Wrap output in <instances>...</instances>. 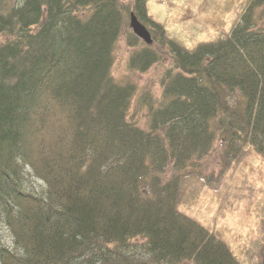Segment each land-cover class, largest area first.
I'll list each match as a JSON object with an SVG mask.
<instances>
[{"label":"trees","instance_id":"obj_1","mask_svg":"<svg viewBox=\"0 0 264 264\" xmlns=\"http://www.w3.org/2000/svg\"><path fill=\"white\" fill-rule=\"evenodd\" d=\"M263 5L248 0L224 37L188 48L133 0L153 41L130 33L128 68L170 58L160 96L140 95L144 129L127 118L136 84L111 73L122 0H0V219L13 240L0 239V264H249L177 203L184 176L217 183L186 169L215 141L222 169L246 147L264 155ZM25 168L43 195L23 187Z\"/></svg>","mask_w":264,"mask_h":264},{"label":"rangeland","instance_id":"obj_2","mask_svg":"<svg viewBox=\"0 0 264 264\" xmlns=\"http://www.w3.org/2000/svg\"><path fill=\"white\" fill-rule=\"evenodd\" d=\"M122 1L130 12L133 0ZM247 2L248 0H146V6L148 15L163 26L168 36L190 48L200 41L224 37ZM128 11L125 12L123 30L113 50L111 73L120 83L131 81L136 84V93L130 99L127 118L146 129L148 112L147 107L140 102V95L148 92L153 100L160 96L162 78L170 67V58L163 54L162 65L153 64L145 72L128 68V58L141 46L138 43L132 47L128 43V37L132 33ZM262 11L264 5L257 8L254 17L259 27L264 29ZM149 27L148 25L147 28ZM140 41L144 43L141 39ZM159 41L160 34H157L156 43L160 45ZM237 97H241L239 91L229 97V102L235 103ZM211 128H215L212 122ZM224 148V144L217 140L207 154L193 156L197 163L189 164L186 169L218 176V181L206 183L197 175L184 176L177 206L200 221L209 231L224 238L233 252L250 264L260 258L264 246V155L246 147L239 158L222 169ZM222 170L224 172L219 175ZM27 171L29 169L25 168L22 175L23 187L27 191L43 195L45 184ZM167 171L172 173L175 170L169 167ZM0 239L3 244L13 246L11 233L2 219ZM138 240L133 242L136 244L137 255H142L143 249L137 247L142 240Z\"/></svg>","mask_w":264,"mask_h":264},{"label":"water","instance_id":"obj_3","mask_svg":"<svg viewBox=\"0 0 264 264\" xmlns=\"http://www.w3.org/2000/svg\"><path fill=\"white\" fill-rule=\"evenodd\" d=\"M129 26L137 37L141 38L147 44L151 43L152 37L149 30L140 22L133 11L129 13Z\"/></svg>","mask_w":264,"mask_h":264}]
</instances>
